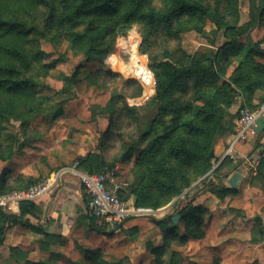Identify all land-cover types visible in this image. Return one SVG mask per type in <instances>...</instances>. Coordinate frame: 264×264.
<instances>
[{
  "label": "rangeland",
  "instance_id": "obj_1",
  "mask_svg": "<svg viewBox=\"0 0 264 264\" xmlns=\"http://www.w3.org/2000/svg\"><path fill=\"white\" fill-rule=\"evenodd\" d=\"M153 1L158 8L162 5L161 0ZM244 5L242 0V7ZM164 7L165 10L167 5ZM0 10L4 17L22 20L28 24L35 23L40 28L45 25L46 8L38 0H0ZM240 10L241 14L237 22L241 24L248 19H244L246 12L243 9ZM178 18L177 24L183 29L179 37L180 47L189 58L193 57L202 62L210 60L225 40L221 30H217L216 25L208 17H204L203 20L195 16ZM142 26L138 16H133L128 24L116 26L113 48L105 55L102 67L118 75L106 76L102 80L88 74L89 71H94L98 67L97 61H87L85 56L72 48L68 42L49 41L37 33L19 37L20 45L31 66L30 73L34 76L37 85L33 98L30 96L32 93L29 92L32 89L14 93L0 89V112L2 113L0 139L6 140L10 134L19 135V142L16 143L17 150L12 158L7 161L0 160V171L3 168L8 169L10 179H20V184L17 182L18 186L13 190L40 182L49 177L52 172L62 168L75 165L77 168L76 156L85 155L88 151H95L110 162L123 151L124 146L131 145L132 140L140 137L142 133H147V137H150L169 124V119L160 118L156 105L150 104L157 86L155 72L150 66L151 57H160L164 50L168 49L164 47L165 43L162 41L158 48L148 43L147 48L144 45L146 48L144 49L141 46ZM246 33L244 31L242 35L240 34L239 40H243ZM137 37L140 44L136 47ZM251 37H261L258 43L259 47L264 49V15L258 25L251 30ZM14 38L16 37H0V41L7 43ZM125 40H131L136 48L123 50L118 43ZM166 46L173 48L175 43L169 41ZM141 53H147L149 67L154 74L152 79L155 80L151 88V96L146 101L139 98L147 84V80L141 74V62H138V54ZM112 55H115L113 60ZM258 59L264 62V59ZM121 61L129 63L126 69H122ZM14 64L20 68L23 66L18 60H14ZM78 65L82 67L78 73L80 80L71 83L65 77L71 75ZM234 65L235 62L229 66L227 72ZM128 79H135L137 84H142L143 91L136 96L129 95L128 93L136 90V85L133 84L125 89V81ZM113 91L126 96L128 105L133 107V115L120 110L118 106L113 114L110 113L107 105ZM35 100V110L27 114L30 119L29 128L26 133H23L21 121L26 117L23 111L26 113L29 105L35 104ZM61 102L63 114L57 117L55 110ZM191 103L190 109H193L201 102L192 99ZM243 103L251 108L253 106L234 93L232 102L225 107V125L212 140L214 157L211 163L212 169L221 171H228L233 167L239 170L243 168L244 176L250 179L254 187V194H250L249 200H243L241 203V195H234L228 200L224 198L220 200L218 197L214 199L211 196L213 200L207 201L206 204H210L212 209L217 211L215 221L211 224L207 214L204 218V222H207L205 224V228L208 229L207 235L201 239H190L182 245L173 242L171 250L176 255L174 264H213L214 256H219L222 264H248L254 258L259 259L260 264H264V232L261 233L258 230L254 219V215L263 214L264 211V184L257 173L253 175L260 168L264 169V140L260 142L258 151H255L247 161L235 158L231 155L232 152L228 151L236 133L239 109ZM137 146L141 148L143 144ZM137 158L138 151L134 152L129 160H118L114 165L116 167L114 184L117 185L123 199L130 205H134L135 201V175L132 168ZM197 171L194 167H190L191 184L183 188L179 194L169 198L163 205L155 208L158 213L152 216L162 217L173 206L180 207L194 195L193 198L197 200L196 196L200 191L204 195L210 194L208 189L213 184L221 185V179L212 180L205 175H198ZM67 175L72 174L65 173L63 177ZM178 181L182 184L183 180L180 177ZM162 191L165 192V188ZM134 218L149 221L148 215ZM178 224L182 232L183 223L178 222ZM150 225L141 224L139 230L131 229L116 234L108 233L109 230L106 227L97 226L99 230L94 229L85 237L77 238L72 242V248L68 245L64 252L54 258L59 259V264H93L86 260L84 249L99 248L105 259L115 261L116 264H138L140 261L143 264H154V255L147 243L150 242L157 247L162 244V239L159 228ZM171 254L169 251L165 256L164 252L163 257L166 263H169V258L174 257Z\"/></svg>",
  "mask_w": 264,
  "mask_h": 264
},
{
  "label": "trees",
  "instance_id": "obj_2",
  "mask_svg": "<svg viewBox=\"0 0 264 264\" xmlns=\"http://www.w3.org/2000/svg\"><path fill=\"white\" fill-rule=\"evenodd\" d=\"M161 1L162 5L158 8L153 0H38L46 8L45 25L42 28L35 23L28 24L22 20L4 17L0 10V37H16L7 43L0 41V89H6L11 93L32 89L29 91L32 98L36 93L37 82L30 73L31 66L20 45L19 37L37 33L49 41L68 42L72 48L81 52L87 61H97L98 67L88 74L98 80L118 75L104 69L102 64L105 55L113 48L116 26L128 24L133 16H138L143 25L141 35L143 48L144 45L147 48L148 43L154 48H158L161 41L165 43L164 47L168 50H164L160 57H151L150 66L155 72L157 86L150 104L156 105L160 118L169 119V124L150 137H147V133H142L140 137L132 140L131 145L124 146L123 151L110 162L95 151L76 156L79 170L94 173L99 172L104 166L113 167L118 160H129L132 154L138 151V158L132 168L135 175L134 205L154 209L191 184L190 167L198 170V175H205L212 180L220 179L229 171L212 169L211 163L214 157L212 140L225 125V107L232 102L234 93L241 95L250 104L257 91L263 93L259 102L264 98V62L258 59H264V49H261L258 41L251 37V30L263 19L264 0H259L258 3L251 2L249 19L241 24L237 22L240 15L239 0ZM165 5L167 8L164 10ZM191 16L202 20L208 17L225 38L223 44L216 49V54L206 62L189 58L180 47L179 37L183 29L177 24V19ZM244 31L247 32L246 37L239 40V35ZM169 41H174L173 48L166 46ZM14 60H18L23 66L20 68L15 65ZM234 62L235 65L227 72ZM80 69L82 67L78 65L65 79L71 83L78 82ZM133 84L136 85V90L127 93L136 96L141 93L142 88L135 79L126 80L124 88H129ZM192 99L200 100L201 103L190 109ZM35 105L36 100L35 104L29 105L26 113L23 111V115L26 114L21 121L23 133L29 128L30 119L27 114L35 110ZM107 106L112 114L118 106L120 110L133 115V107L128 105L126 96L115 91L112 92ZM62 114L61 102L55 110V116ZM17 142H19L17 134H10L6 140L0 139L1 161L12 158L17 150ZM138 144L143 146L139 148ZM8 174V169H1L0 194L13 191L18 186L17 182L20 184L19 178L12 180ZM257 174L264 184V169L260 168ZM180 177L183 180L182 184L178 181ZM31 185L20 189H26ZM164 188L165 192L162 191ZM208 190L222 200L228 188L213 184ZM153 195L155 197H152ZM120 197L123 199L121 194ZM193 197L179 205L180 207L174 206L161 218L149 216V220L159 227L162 236L160 246L153 247L151 243L147 245L154 254V264H174L176 255L171 250L173 242L182 245L191 238L201 239L205 236L204 218L209 210L200 203H195ZM37 210V204L30 201L20 203L18 214L0 208V246L4 243L6 231L11 225L21 223L26 214L35 215ZM88 218L91 228L99 230V227H106L95 217L88 215ZM254 219L258 230L263 233L261 217L257 214L254 215ZM178 222L183 223L182 232ZM123 224H119V228ZM129 230L131 229H127ZM166 250H170L171 256L174 255L173 258H169V263H166L163 257ZM84 252L86 260L93 264H116L115 261L105 259L99 248L84 249ZM218 262L219 258L214 257L213 264ZM25 264L48 263L43 260H26ZM248 264L260 263L254 259Z\"/></svg>",
  "mask_w": 264,
  "mask_h": 264
},
{
  "label": "crops",
  "instance_id": "obj_3",
  "mask_svg": "<svg viewBox=\"0 0 264 264\" xmlns=\"http://www.w3.org/2000/svg\"><path fill=\"white\" fill-rule=\"evenodd\" d=\"M251 2L258 3L259 0H243V5L245 4L243 7L242 0H239V9H243L246 12L245 20L249 19ZM260 38L261 37H253V39L257 41H259ZM262 96V91H257L251 102L253 106H251H257ZM256 130L257 132L255 135L237 142L234 145L233 151H231V155L242 161H247L255 151H258L260 142H263L264 140V115L258 119ZM256 173L257 172L255 171L253 175H256ZM244 175L245 170L243 171V168L239 170L238 168L233 167L221 176V185L228 188L227 193L224 195V200H228L234 195H241V203L243 200H249L250 194H254V187H252L250 179ZM211 196L214 199H217L213 193L205 195L199 193L197 195V200L194 202L200 203L203 207L208 208L209 212L207 213V216L210 223L213 224L216 219L215 213L217 211L212 209L210 204H206L207 201L213 200ZM35 203L38 208L35 215L26 214L21 223L11 225L7 229L4 243L0 246V264H25L26 260H43L48 264H59V259L56 260L54 258L56 255L64 252L68 245L69 248H72L73 241L77 238L85 237L86 234L94 230L89 224L88 214L85 209V196L82 184L73 174L62 177L59 184L53 188L52 191L40 197ZM259 216L261 217L262 229L264 230V213L259 214ZM146 223L151 224V227L154 225L150 220L147 221L143 218H130L126 220V223L124 222L120 228L107 229L109 230L108 233L116 234L121 231L127 232V229H132L133 227L139 230L141 224ZM206 223L207 222L205 221V235H207L208 231V229L205 228ZM155 227L159 228L157 226ZM159 233L161 236L160 229ZM169 251L170 250L165 251V256ZM214 257H218V264H222L219 256ZM176 262H178V260H176ZM139 263H141V261L138 262V264Z\"/></svg>",
  "mask_w": 264,
  "mask_h": 264
},
{
  "label": "built area",
  "instance_id": "obj_4",
  "mask_svg": "<svg viewBox=\"0 0 264 264\" xmlns=\"http://www.w3.org/2000/svg\"><path fill=\"white\" fill-rule=\"evenodd\" d=\"M135 41L137 47L140 44L139 38L137 37ZM118 44L119 47H123V50H134L136 48L131 40H125ZM114 56L112 55V60L115 58ZM138 59V62H141V74L147 80L146 87H144V91L142 90L143 92L139 98L142 101H146L150 98L151 88L155 84L154 78L152 79L154 74L149 67L147 53L138 54ZM120 63L122 69H126V66L129 65V63L124 61ZM262 115H264V98L261 103L252 108L247 106L246 103L241 105L236 133L228 151H233L234 145L237 142L256 134V124ZM75 166L52 172L46 179L34 183L26 189H18L9 193L0 194V208L9 213H18L21 202H35L40 197L52 191L59 184V181L65 173H71L82 184L87 214L95 217L109 229L114 228L116 225L130 218L144 215L152 216L158 213L157 209L151 207L130 205L120 197L117 185L114 184L116 167L104 166L99 172L87 173L77 169Z\"/></svg>",
  "mask_w": 264,
  "mask_h": 264
},
{
  "label": "water",
  "instance_id": "obj_5",
  "mask_svg": "<svg viewBox=\"0 0 264 264\" xmlns=\"http://www.w3.org/2000/svg\"><path fill=\"white\" fill-rule=\"evenodd\" d=\"M128 220V219H127ZM126 221V220H125ZM124 223V222H123ZM121 224V223H120ZM119 227V225H116L114 228L116 229V228H118Z\"/></svg>",
  "mask_w": 264,
  "mask_h": 264
}]
</instances>
